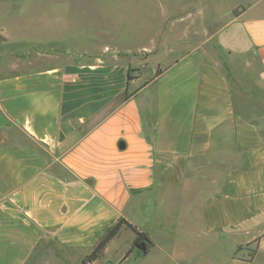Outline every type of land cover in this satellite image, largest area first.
Segmentation results:
<instances>
[{"label":"crops","instance_id":"0c3cea01","mask_svg":"<svg viewBox=\"0 0 264 264\" xmlns=\"http://www.w3.org/2000/svg\"><path fill=\"white\" fill-rule=\"evenodd\" d=\"M178 1L165 0L152 46L110 37L132 58L73 57L76 43L46 26L20 39L19 53L0 52V264H47L69 251L83 259L120 218L153 247L154 231L190 216L208 233L264 236V123L249 106L264 110V91L256 100L246 88L264 87V12L252 14L264 0L231 1L227 21L202 14L213 0ZM23 18L49 22L37 11ZM160 50L181 54L139 71Z\"/></svg>","mask_w":264,"mask_h":264},{"label":"rangeland","instance_id":"374dc122","mask_svg":"<svg viewBox=\"0 0 264 264\" xmlns=\"http://www.w3.org/2000/svg\"><path fill=\"white\" fill-rule=\"evenodd\" d=\"M31 1L21 5L15 3L9 8L0 4V28L5 27L10 32L8 36L0 34L2 38L0 40V52L19 53L21 46H23L20 39L22 42L24 39L33 42L34 37L31 33L36 28L46 26V28L54 27V33L61 32L64 34L63 37L71 38L73 42L67 43V46L76 43L75 45L72 44L68 50V54L73 57L76 55L81 57L80 55L83 54L88 57L96 55L101 58H108L110 53L119 55L122 53L125 57L132 58L136 53L112 50L111 47L114 46L108 42L111 40L110 37L118 35L116 38L121 40L124 38L122 36H125L133 39L139 46H152L153 40L157 36L154 34V31L157 30L154 25H157L156 21L161 20L160 16L163 15V12L167 11L165 0H106L105 2H98V0H59L62 1L61 4L36 2L35 6ZM231 1L233 0H213L210 4L205 2L210 6L203 11L200 10L202 14H207L208 18L212 20L223 21L224 19L227 21L230 18V16L226 17L228 15L227 7ZM176 2L180 3L178 0ZM194 2L195 0L188 2L187 9L199 5L198 2L197 5ZM182 4H178L175 11L181 10L184 7ZM19 7H22L25 15L19 16L17 14ZM260 10L264 12V7H257L255 11H252V14H257ZM35 11L41 17L42 15L47 16L49 22L42 18L35 21L31 18H23L28 14L31 16ZM156 11L159 14H156ZM51 13L66 14L61 15L60 21L57 22V19L49 18ZM155 15L157 16L155 17ZM232 28L236 29L238 26L228 28L219 37L224 47L233 44L228 35V31H231ZM82 44L87 47H79ZM33 45L37 47L35 44H30V47ZM75 46L77 48L72 50L71 47ZM39 47L41 48V45L37 48ZM35 52L33 49L32 53ZM180 54L179 50H160L157 56L150 60L148 66H139V71L145 73L149 67H152L151 70L153 71L157 63H162L161 70L168 65L165 64L168 58H174ZM222 71L225 74H230L226 66L222 68ZM238 87L241 88L242 84L239 83ZM246 88L252 91L256 100L260 99L261 90L264 91V87L259 89L254 81L247 84ZM249 106L258 112L257 121L260 120L264 123L262 106L258 104H249ZM146 213V210H140L136 215L140 219L145 218ZM156 218L157 216H155ZM198 219L197 217V220L194 221V217L190 216L172 231L169 229L154 231L151 237L154 239L155 246L148 249V254L142 256L140 250L138 251L135 247L124 261L121 259L136 236L130 230L121 228L118 234L106 245L104 253L92 264H264V236L245 241L244 238H241L244 236L238 234L230 236L224 230H219L218 233H208L205 227L199 224ZM140 221L138 224L141 226L144 221L142 219ZM81 257V253L69 251L66 255L61 254L60 256L58 254L55 259L47 262V264H81Z\"/></svg>","mask_w":264,"mask_h":264},{"label":"trees","instance_id":"16d2710c","mask_svg":"<svg viewBox=\"0 0 264 264\" xmlns=\"http://www.w3.org/2000/svg\"><path fill=\"white\" fill-rule=\"evenodd\" d=\"M159 71H156V75ZM129 80V76H128ZM124 99H127V95L124 96ZM121 228H126L135 234V239L132 241L130 248L125 252L124 256L122 257L121 261H124L128 258V256L132 253L133 249L141 242H145L146 250L144 252L139 251L142 255H145L152 246L151 240L148 238L145 232H141L135 225L128 222L127 220L120 218L118 219L114 225L110 226L106 232L103 234L102 238L99 242L94 246L91 252L82 259L81 264H92L96 259L102 255L105 251L106 245L118 234Z\"/></svg>","mask_w":264,"mask_h":264},{"label":"water","instance_id":"95a60500","mask_svg":"<svg viewBox=\"0 0 264 264\" xmlns=\"http://www.w3.org/2000/svg\"><path fill=\"white\" fill-rule=\"evenodd\" d=\"M136 248L142 252L146 250L145 242H141L138 245H136Z\"/></svg>","mask_w":264,"mask_h":264}]
</instances>
